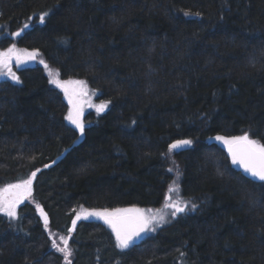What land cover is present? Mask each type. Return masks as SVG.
<instances>
[{
	"label": "trees",
	"instance_id": "16d2710c",
	"mask_svg": "<svg viewBox=\"0 0 264 264\" xmlns=\"http://www.w3.org/2000/svg\"><path fill=\"white\" fill-rule=\"evenodd\" d=\"M11 44L110 106L79 138L43 66L0 77V187L36 172L32 201L0 212V264H69L60 237L71 264H264V181L216 139L264 143V0H0ZM173 183L196 208L127 249L85 214L69 231L79 207L157 208Z\"/></svg>",
	"mask_w": 264,
	"mask_h": 264
},
{
	"label": "snow or ice",
	"instance_id": "6c2138e0",
	"mask_svg": "<svg viewBox=\"0 0 264 264\" xmlns=\"http://www.w3.org/2000/svg\"><path fill=\"white\" fill-rule=\"evenodd\" d=\"M186 15L189 13H185ZM46 14H41L39 20L43 22ZM197 15H199L197 13ZM27 27V25L25 26ZM13 35L19 36L20 33H13ZM35 52H27L23 50L22 53L18 52L15 45L9 47L6 51L0 52V76L8 75L12 80L18 81L19 77L11 70V61L15 57L17 64L25 63L28 60L35 59ZM43 63V61H41ZM47 67V65H45ZM6 70V71H5ZM51 75V73H50ZM58 75V74H56ZM52 83L64 88L65 92H68L69 84L84 85V81H60L59 79H53ZM70 104L72 108L69 110L68 119L79 129L80 133H84L85 125L80 119L82 114V106L70 98ZM108 101L101 102L95 105L97 112H103L108 106ZM217 140H221L227 145L228 152L231 155L232 162L239 164L243 167L245 172L250 173L253 177L264 181V143H260L257 140L250 139L248 134L242 136L233 137H221L217 136ZM192 144L189 139L177 140L169 145V151L178 149L185 145ZM47 167V165H45ZM39 171V169H37ZM36 176V172H33L27 180H23L18 184H9L5 188L0 189V212L5 213L10 218L17 217L16 207L20 203L21 199L25 195H31L33 178ZM179 193L178 187H170L169 193ZM169 201L164 205V209H171V216L175 217L177 213H182L188 207V203L181 198L171 200V196L166 197ZM39 209L40 206L37 205ZM191 208L195 209L196 204H191ZM151 212V210H148ZM41 214L44 215L45 226L47 227V215L41 210ZM86 216H97L102 218L107 224H109L112 230L115 232L117 246L121 249H127L133 242L134 238L140 237V235L146 231H155L156 226L167 223V212L161 209H157L154 214H146L145 210L139 208L130 209H104L102 211L93 210L86 212ZM79 219V215L77 216ZM73 227H75L76 220L72 221ZM71 232V229H69ZM63 242V247L52 241V247L56 248L59 252L64 253V259L71 264L69 257L72 255V249L69 248V241L65 237H60Z\"/></svg>",
	"mask_w": 264,
	"mask_h": 264
},
{
	"label": "rangeland",
	"instance_id": "374dc122",
	"mask_svg": "<svg viewBox=\"0 0 264 264\" xmlns=\"http://www.w3.org/2000/svg\"><path fill=\"white\" fill-rule=\"evenodd\" d=\"M5 43V42H4ZM3 43V44H4ZM12 45H14V44H11V45H5V46H0V52H4V51H6L9 47H11ZM16 46V45H15ZM16 49H17V51L18 52H21L22 53V59H25V57L23 56V50H27V49H23V48H19V47H17L16 46ZM27 52H32V51H30V50H27ZM41 59H33V60H28L27 62H25V63H21V64H17V62H16V59H15V57H13V60L11 61V70H12V72H14L15 74H16V70L17 69H20V68H22V67H24V66H29V65H32V64H35V63H39L41 66H43L44 67V70H45V73H46V75H47V77H48V80H49V82H50V84L52 85V86H54V87H56V88H58V89H60L62 92H63V95H64V99H65V101L68 103V113H67V116H66V120H67V122L69 123V124H71V125H74L67 117H68V114H69V110L72 108V104H70V98H71V100L72 101H74V102H76V103H78V104H80L81 106H82V114H81V117H80V119L83 121V123H84V125L86 126V125H88V124H90V122L89 121H85V118H84V116L88 113V112H93L94 113V115L97 117V116H99V115H101L102 113H104L108 108H109V106H110V102H109V100H107V99H105V98H103V97H101V93H100V91L98 90V89H93V88H89L88 86H87V84H86V81L84 80V79H61L60 78V75H59V73H58V71L56 70V68H54V67H52V66H49L48 65V63L46 62V61H44L43 60V63H41ZM45 65H47V67L45 66ZM6 71V70H5ZM50 73H51V75H50ZM56 74H58V75H56ZM0 77H3V78H9V79H11V77L10 76H8V75H2V76H0ZM53 79H59L60 81H84L85 82V84L84 85H79V84H69L67 87H68V92L66 93L65 92V90H64V88H62V87H59L58 85H56V84H54V83H52V80ZM12 80V79H11ZM104 101H108L109 103H108V106L105 108V110L103 111V112H97V110H96V107H95V105H98V104H100L101 102H104ZM75 126V125H74ZM222 137V136H221ZM181 140H184V139H181ZM189 140H191V139H189ZM192 141V140H191ZM219 141V143H221L223 146H225V147H227V145L226 144H224V142L223 141H221V140H218ZM192 144H193V142H192ZM192 144H190V145H185V146H182V147H180V148H178V149H181V148H185V147H190V146H192ZM15 183H17V182H14V183H11V184H15ZM7 185H9V184H6V185H4V186H1L0 187V189H3V188H5ZM171 187H178L177 185H176V183H173L172 185H171ZM169 196H171V200H176L177 198H181L183 201H185V202H187L186 200H184L180 195H179V193L177 194V193H175V192H173V193H167V196L166 197H169ZM22 200V199H21ZM32 201V198H31V196H26V198H25V201L24 202H31ZM169 201L165 198V200H164V202L159 206V207H157V208H143V207H123V208H113V209H130V208H139V209H142V210H145V213L146 214H149V215H151V214H154L155 212H156V210L157 209H161V210H164V211H166L167 212V220H168V222L169 221H171L172 219H174L178 214H180V213H177V215L175 216V217H172L171 216V209H164V205L166 204V203H168ZM188 203V202H187ZM20 205V203L17 205V207ZM16 207V208H17ZM113 209H108V210H113ZM190 209H192L191 208V204L189 205V203H188V207L186 208V210L184 211V212H187V211H189ZM94 210H99V211H102V210H104V209H94ZM148 210H151V212H149ZM91 211H93V210H86L85 208H83V207H79L78 209H77V211H76V213H75V216H74V218H73V220H76L77 221V216L78 215H81V214H85L86 212H91ZM89 217H92V218H94L95 220H97V221H99V222H101L110 232H111V234H112V236H113V238H114V241H115V244H116V246H117V241H116V235H115V232L112 230V228H111V226L109 225V224H107L102 218H100V217H97V216H89ZM72 220V221H73ZM167 222V223H168ZM166 223H164V224H161V225H159V226H156V230L153 232V231H146V232H144V233H142L141 235H140V237H138V238H134V242L133 243H135V242H137V241H140V240H142L144 237H146V236H149V235H151V234H153V233H155L161 226H163V225H165ZM73 227V224H72V222H71V225H70V228H72ZM132 243V244H133ZM118 247V246H117ZM119 248V247H118ZM121 249V248H120Z\"/></svg>",
	"mask_w": 264,
	"mask_h": 264
},
{
	"label": "water",
	"instance_id": "95a60500",
	"mask_svg": "<svg viewBox=\"0 0 264 264\" xmlns=\"http://www.w3.org/2000/svg\"><path fill=\"white\" fill-rule=\"evenodd\" d=\"M78 129V128H77ZM78 132H79V138H81L82 137V134L80 133V131H79V129H78ZM74 144H76V142H74ZM59 160V157L58 158H56L55 160H53L52 162H50V163H48L47 164V167H49V166H51V165H54L57 161ZM239 168H241V169H243V167L242 166H240L239 164H236ZM244 170V169H243ZM248 173V172H247ZM248 174H250V173H248ZM251 175V174H250ZM18 183H20V182H17V183H15V184H18ZM32 192V191H31ZM26 196H28V195H25L23 198H22V200L20 201V205H22V204H24L25 202V198H26ZM41 219H42V221L43 222H45V220H44V215H41ZM47 221H48V219H47ZM74 230V227H72L71 228V231H73Z\"/></svg>",
	"mask_w": 264,
	"mask_h": 264
}]
</instances>
